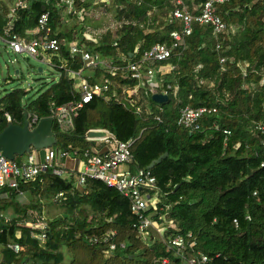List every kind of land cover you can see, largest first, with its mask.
Returning a JSON list of instances; mask_svg holds the SVG:
<instances>
[{"label": "trees", "instance_id": "obj_1", "mask_svg": "<svg viewBox=\"0 0 264 264\" xmlns=\"http://www.w3.org/2000/svg\"><path fill=\"white\" fill-rule=\"evenodd\" d=\"M23 1L25 7H14L12 33L32 37L29 31L50 11L49 22L53 36L61 40L62 55L69 59V67L80 68V59L70 58L67 51L69 41L83 31L76 14L67 13L58 0ZM95 1L75 4L76 10L88 13L86 20L92 27L89 11ZM113 1L102 5L121 24L88 45L114 62H121L119 57L137 59L182 26L180 21H170L177 0ZM182 1L194 14L204 2ZM0 7V36L4 37L9 8ZM217 12L227 29L215 34L209 25L194 24L185 45L168 61L175 68L162 76L158 89L168 88L166 101H154L153 93L142 88L130 97L141 107L137 112L124 95V89L134 87L137 80L126 78L122 71L111 75L97 69L91 81L107 74L108 92L81 109L74 129L62 132L56 120L53 126L56 146L72 144L80 152L95 141L89 136L92 131L110 132L124 141L134 138L132 171L148 168L163 156L151 168L160 191L157 203L164 208L154 219L163 224L160 215L166 214L176 228H169L164 238L151 228L144 240L130 199L119 190L89 176L81 189L75 185L76 174L59 176L46 170L34 180L21 181L19 189L0 188L3 264H157L163 258L169 259L166 264H181L168 245L169 236L178 232L193 233L195 252L207 254L208 264H264V134L253 128L264 120V0H228L217 6ZM58 70L59 79L37 98L24 100L28 92L22 88L0 97V132L10 123L23 124L26 112L29 118L53 116L52 102L74 99V79L65 69ZM175 85L179 86L176 95ZM188 105H207L217 111L205 115L201 128L191 131L177 124L181 109ZM225 129L231 134L226 135ZM20 193H27V203L17 199ZM59 193L63 196L56 199ZM41 216L50 228L43 242L26 225ZM9 243H18L21 250L15 252Z\"/></svg>", "mask_w": 264, "mask_h": 264}, {"label": "built area", "instance_id": "obj_2", "mask_svg": "<svg viewBox=\"0 0 264 264\" xmlns=\"http://www.w3.org/2000/svg\"><path fill=\"white\" fill-rule=\"evenodd\" d=\"M78 0H58L63 5L67 13H75L76 23L83 29L81 34L76 35L69 41L67 51L70 58L80 59L81 67L71 68L68 66L69 59L62 55L61 40L53 36V28L50 25V11L44 12L38 20L37 25L29 31L32 37L20 36L12 33L14 17H10L5 27V36H0L9 49L15 54H28L39 61L51 65L55 68H63L70 78L74 79L73 100L63 104L52 102L51 113L54 121L60 125L62 132L75 128L76 118L81 109L90 103L95 97L103 96L108 92L111 80L107 74H103L101 79L92 82L97 69H106L111 75L122 71L126 78L137 80V84L124 89V95L130 105L141 111L140 106H136L134 100L130 98L133 94L139 93L144 88L146 92L164 93L168 95V88L159 92L162 85V76L171 72L175 64L168 62L177 52V49L186 43V37L191 35L194 24L209 25L215 34L224 32L227 24L217 12V6L228 0H204L199 13H192L182 0H177V6L172 11L171 22L180 21L181 28L172 30L169 40L163 43L154 44L145 50L137 59L124 61V57H119L121 62H114L108 57H101L99 53L92 51L88 41L98 43L99 38L107 29H96L88 23L85 10H76L75 4ZM112 0H107V2ZM110 4V3H109ZM16 6L25 7L26 3L20 2ZM16 8L12 13L15 14ZM139 52L136 47L134 54ZM222 62L224 59L221 60ZM170 87V86H169ZM178 85L174 86V93L177 94ZM117 96V93H113ZM216 107L203 105L200 107L185 106L181 109L177 124L191 131L201 128V122L205 115L215 113ZM11 120L10 114H6ZM41 118L34 115L29 118L30 124L36 126ZM158 119H160L158 117ZM33 128V127H32ZM254 130L264 134V120L254 124ZM226 135L231 131L224 130ZM134 138L121 140L115 134L107 132L103 137H98L84 151L80 152L72 144L69 147L51 146L42 149L32 148L26 153L24 161L10 159L0 156V188L19 189L21 181L34 180L42 171L51 170L59 176H66L72 173L77 175L75 185L84 188L87 177H94L102 180L109 186L119 190L128 197L131 202V209L139 220V233L144 240L150 236L151 228L158 231L164 238L169 228H176L171 220H167L166 214L161 213L163 221L156 225L154 215L164 208L158 205L159 188L157 180L150 168L130 169L132 163V145ZM123 167V169H122ZM153 191V193H151ZM63 193H59L56 199H60ZM26 225L33 229V237L42 242L48 238L49 223L44 216L38 217L35 221L27 222ZM114 233V232H112ZM21 232L17 233V237ZM169 248L181 258V264H208L207 254L195 252L197 241L193 239V233H173L169 236ZM8 247L15 252H19L21 247L18 243H9ZM115 248V244L111 245ZM193 251V253H191ZM4 257H0V264H3ZM168 258L159 259L157 264H166Z\"/></svg>", "mask_w": 264, "mask_h": 264}, {"label": "rangeland", "instance_id": "obj_3", "mask_svg": "<svg viewBox=\"0 0 264 264\" xmlns=\"http://www.w3.org/2000/svg\"><path fill=\"white\" fill-rule=\"evenodd\" d=\"M12 1L16 2L17 0ZM103 3L112 5L114 1L96 0L95 7L89 11V14L92 15L91 23L94 25L93 27L97 25L96 29L108 28L115 31L121 22L113 18L112 14L102 5ZM10 12L8 9V15ZM40 67L43 68L42 71H40ZM17 71L19 72L17 73ZM59 75L58 68L45 64L26 53L15 54L4 42L0 41V97L15 88H22L28 92V96L24 100L37 98L46 86L59 79ZM19 157L20 161H24L26 154ZM17 199L22 203L29 201L27 193H20ZM154 222L159 225L158 221Z\"/></svg>", "mask_w": 264, "mask_h": 264}, {"label": "water", "instance_id": "obj_4", "mask_svg": "<svg viewBox=\"0 0 264 264\" xmlns=\"http://www.w3.org/2000/svg\"><path fill=\"white\" fill-rule=\"evenodd\" d=\"M42 70L43 68L40 67V71ZM152 97L159 103L168 99V95L164 93H154ZM53 126L54 118L49 116L41 118L38 124L32 128L29 114L26 112L23 124L10 123L0 132V156L13 160L31 152L32 148L42 149L55 146L58 141ZM106 134L105 131H92L89 136L98 138ZM162 158L163 156L154 160L148 168H153L156 163L162 161Z\"/></svg>", "mask_w": 264, "mask_h": 264}, {"label": "crops", "instance_id": "obj_5", "mask_svg": "<svg viewBox=\"0 0 264 264\" xmlns=\"http://www.w3.org/2000/svg\"><path fill=\"white\" fill-rule=\"evenodd\" d=\"M20 2H23V3H26L25 1L23 0H17L16 2H13L12 0H0V4L3 5L5 4L6 6H8V8L10 9V13H9V18L11 17H14L15 18V14L12 13L14 7L20 3ZM0 11L3 12V10L1 9L0 7ZM0 41L4 42L1 37H0ZM5 43V42H4Z\"/></svg>", "mask_w": 264, "mask_h": 264}]
</instances>
